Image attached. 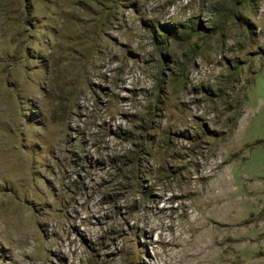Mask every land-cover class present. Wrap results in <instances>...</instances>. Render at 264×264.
<instances>
[{"label": "rangeland", "instance_id": "1", "mask_svg": "<svg viewBox=\"0 0 264 264\" xmlns=\"http://www.w3.org/2000/svg\"><path fill=\"white\" fill-rule=\"evenodd\" d=\"M153 202L264 264V0H0V264L179 258Z\"/></svg>", "mask_w": 264, "mask_h": 264}, {"label": "bare ground", "instance_id": "2", "mask_svg": "<svg viewBox=\"0 0 264 264\" xmlns=\"http://www.w3.org/2000/svg\"><path fill=\"white\" fill-rule=\"evenodd\" d=\"M212 166H214V168L216 169L219 166V164L217 162H214V164ZM210 174H211V176H213L215 173H213L211 171ZM205 177L206 176L204 173L202 174V176H200V178H205ZM220 179H221V177L217 176L216 180L213 181V183L209 184L208 192L212 191V196H211L212 202H214V203H223L224 202L223 206L225 208V215L227 217H230L231 213L233 212V203H234V198H233V196L231 197V195L233 194V190H232L233 188L228 187L226 191H222L220 188V186H221V184H220L221 180ZM227 181L230 182L231 178L230 177L227 178ZM160 195L163 198V200L165 201V194H163L161 192ZM170 199L171 198H168L167 201L170 202ZM154 204H155V202H153L151 204L150 208L148 209L147 212H148L149 217H146L142 221L143 224L145 226H148V228L150 229V232L157 230L158 231V238L160 241L164 242L166 239H170L166 242L165 245H167V246L177 245L178 247H180V251L183 252L182 255L179 256V258L177 257L178 254H176L175 252L171 253V255L165 254V256L162 258L164 261L163 262L164 264H201V261L205 260V259H202V256H201L202 254H204L203 251L209 247H211L212 250L214 249V246L213 245L211 246V244H209L211 242H209V243L205 242L203 239V236L205 234H207V232L213 231L212 236L210 237L212 239L213 243L216 244L218 242V244H221L220 241H217V238H216L217 233L214 232L215 226L209 227L206 224L207 223L206 218L203 219L201 216V219L198 220L197 217H195L193 223L192 222L186 223L187 224L186 229L185 228L184 229L186 232L191 233V238L189 240L188 238L183 236V233H185V232L182 233L181 232L182 230H179L180 227H178V225L174 224V221H173V219H171L169 214L167 212L163 211V208L160 210H157V207ZM197 220L199 221V223H196ZM182 227H184V226H182ZM194 234H196V236H194ZM199 234H201V235H199ZM222 238H224V237H222ZM224 241L229 242V238L225 237ZM188 243H191V246L189 247L190 251L187 252L186 245H188ZM227 249H229V248L227 247ZM216 250L217 249L213 250V253L215 254L214 258H218ZM220 262H224L223 264H229L228 261L226 260V258H221Z\"/></svg>", "mask_w": 264, "mask_h": 264}]
</instances>
